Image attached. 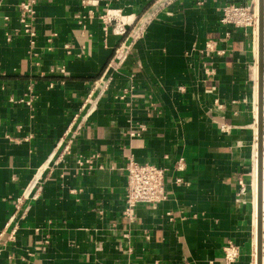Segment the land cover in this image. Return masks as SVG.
<instances>
[{
    "label": "crops",
    "instance_id": "crops-1",
    "mask_svg": "<svg viewBox=\"0 0 264 264\" xmlns=\"http://www.w3.org/2000/svg\"><path fill=\"white\" fill-rule=\"evenodd\" d=\"M21 1L0 0V264H252L258 40L220 17L258 0H37L33 37ZM130 155L166 199L128 217Z\"/></svg>",
    "mask_w": 264,
    "mask_h": 264
},
{
    "label": "built area",
    "instance_id": "built-area-1",
    "mask_svg": "<svg viewBox=\"0 0 264 264\" xmlns=\"http://www.w3.org/2000/svg\"><path fill=\"white\" fill-rule=\"evenodd\" d=\"M37 0H22L19 3L20 9V22L22 24L23 32L29 37L35 35V30L33 27V15L35 13L34 6ZM82 4H88L86 1H82ZM115 15L110 12H106L101 16V19L105 24L112 21V17ZM220 21L223 24H231L236 27H250L253 29V13L252 9L237 5V4H227L221 8ZM106 29V27H104ZM115 32L117 34H124L125 28L123 25L117 26ZM207 49H213V45L210 43L206 45ZM220 51L219 53H222ZM26 95V94H24ZM23 95V96H24ZM20 97L19 99L10 98V101L15 102H25V104L30 105L32 102V91L29 89V98ZM133 135V133H130ZM99 158V154L95 153L89 157V166L95 163V160ZM98 167L102 168L101 164H97ZM182 159L176 161V169H182ZM126 171V182H125V195H124V214L128 217L131 215L132 209L139 204H147L150 206H156L160 202L166 199V191L164 185V169L162 167L156 166L147 162H138L132 155L127 157L124 165ZM180 182L181 179H176ZM239 195L245 189L246 184L243 180L239 179ZM28 192V191H27ZM24 194L22 197H18L15 202V213H19L20 217L25 214V210L22 209L23 198L28 197V193ZM240 199V198H238ZM14 215L11 219H14ZM224 257L226 262H230L237 256V251L232 242H228L223 248ZM156 264V263H154Z\"/></svg>",
    "mask_w": 264,
    "mask_h": 264
},
{
    "label": "bare ground",
    "instance_id": "bare-ground-1",
    "mask_svg": "<svg viewBox=\"0 0 264 264\" xmlns=\"http://www.w3.org/2000/svg\"><path fill=\"white\" fill-rule=\"evenodd\" d=\"M257 2V0H255ZM259 0L256 4L253 5L252 13H253V29H252V36L254 39V43L258 40L259 44V11H258ZM257 25V37L256 34L253 33L254 26ZM257 54H258V45H257ZM257 74H258V67H257ZM259 82V78L257 83ZM255 95H254V114L258 118V85L255 86ZM264 90V89H263ZM263 93V91H262ZM263 97V96H262ZM264 106V105H263ZM264 111V107H263ZM264 116V113H263ZM264 132V131H263ZM257 135H258V126H257ZM264 136V133H263ZM245 189L242 191L244 192ZM248 198L252 202V225H253V253L254 258L256 259L253 261L252 264H264V245L262 243L261 238L264 240V137H263V144L262 149L259 151V147L255 144V157L253 160V167H252V178L249 185V193Z\"/></svg>",
    "mask_w": 264,
    "mask_h": 264
},
{
    "label": "water",
    "instance_id": "water-1",
    "mask_svg": "<svg viewBox=\"0 0 264 264\" xmlns=\"http://www.w3.org/2000/svg\"><path fill=\"white\" fill-rule=\"evenodd\" d=\"M259 13V44L257 54V67H258V135L257 144L259 151L262 149L263 144V131H264V119H263V75H264V0H259L258 5Z\"/></svg>",
    "mask_w": 264,
    "mask_h": 264
},
{
    "label": "rangeland",
    "instance_id": "rangeland-1",
    "mask_svg": "<svg viewBox=\"0 0 264 264\" xmlns=\"http://www.w3.org/2000/svg\"><path fill=\"white\" fill-rule=\"evenodd\" d=\"M253 8V7H252ZM263 113H264V111H263ZM263 119H264V116H263ZM264 137V136H263ZM250 167H251V164H250ZM249 183H250V175L248 176V184H246V191H244L245 192V195L248 197V193H249ZM261 240H262V243H264V240L261 238Z\"/></svg>",
    "mask_w": 264,
    "mask_h": 264
}]
</instances>
